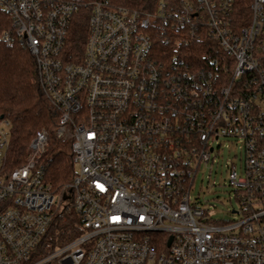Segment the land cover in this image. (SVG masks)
Masks as SVG:
<instances>
[{
    "label": "built area",
    "instance_id": "1",
    "mask_svg": "<svg viewBox=\"0 0 264 264\" xmlns=\"http://www.w3.org/2000/svg\"><path fill=\"white\" fill-rule=\"evenodd\" d=\"M232 1L181 0L174 12L161 1L147 12L112 0H0L12 19L2 39L34 56L75 169L58 190L46 181V130L12 168L11 122L0 119V264H264V0L252 1L242 28ZM83 8L85 50L72 59L67 41ZM158 22L173 51L207 31L225 56L193 66L160 52ZM221 139L245 151L243 175L229 170L240 218L226 223L191 195ZM65 210L79 215L82 234L42 254Z\"/></svg>",
    "mask_w": 264,
    "mask_h": 264
},
{
    "label": "trees",
    "instance_id": "2",
    "mask_svg": "<svg viewBox=\"0 0 264 264\" xmlns=\"http://www.w3.org/2000/svg\"><path fill=\"white\" fill-rule=\"evenodd\" d=\"M161 1L167 3L169 11L181 10V0H112L116 5L147 12H155ZM252 1H232L230 16L237 27L242 28L249 23ZM88 16L89 11L83 8L71 24L66 50L72 59L83 56L88 34ZM157 24L152 30L155 48L160 52L182 54L193 66L200 62L208 65L209 60L225 56L207 31H204L200 40L190 38L188 43L177 46L174 44L176 47L173 51V47L164 41L165 35L172 36L168 25L162 22ZM11 29V16L0 8V119L3 117L11 122L9 162L12 168L21 166L26 160L33 137L38 131L46 130L50 139V146L45 154L48 162L46 181L58 190L70 182L75 173L71 141L56 135L60 112L48 100L40 86L34 56L17 43L7 44L3 41L2 34ZM164 30L167 34H164ZM82 232L80 217L74 210L59 212L45 236L40 252L46 254L47 250L63 246Z\"/></svg>",
    "mask_w": 264,
    "mask_h": 264
},
{
    "label": "rangeland",
    "instance_id": "3",
    "mask_svg": "<svg viewBox=\"0 0 264 264\" xmlns=\"http://www.w3.org/2000/svg\"><path fill=\"white\" fill-rule=\"evenodd\" d=\"M214 146L216 151L211 160L203 163L197 172L191 192L192 201L222 223L239 220L240 217L233 213L239 210L240 203L236 198L235 186L230 184L229 170L233 167L239 176L243 175L244 147L233 139H221Z\"/></svg>",
    "mask_w": 264,
    "mask_h": 264
},
{
    "label": "water",
    "instance_id": "4",
    "mask_svg": "<svg viewBox=\"0 0 264 264\" xmlns=\"http://www.w3.org/2000/svg\"><path fill=\"white\" fill-rule=\"evenodd\" d=\"M3 117H1V119H2ZM171 241H172V238L170 239V241H169V245L171 244Z\"/></svg>",
    "mask_w": 264,
    "mask_h": 264
}]
</instances>
